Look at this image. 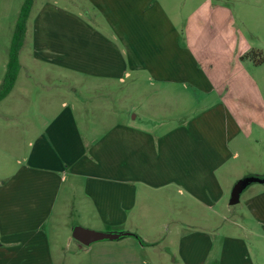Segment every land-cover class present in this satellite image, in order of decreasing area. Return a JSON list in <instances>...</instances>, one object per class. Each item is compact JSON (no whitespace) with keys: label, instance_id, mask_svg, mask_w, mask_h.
<instances>
[{"label":"crops","instance_id":"crops-1","mask_svg":"<svg viewBox=\"0 0 264 264\" xmlns=\"http://www.w3.org/2000/svg\"><path fill=\"white\" fill-rule=\"evenodd\" d=\"M6 1L0 35L17 21L3 18ZM251 18L264 20V0H35L24 80L20 71L10 94L41 98L40 81L25 76L38 68L64 73L53 80L68 88L51 91L52 114L27 127L29 151L0 176V264L61 260L49 225L76 192L92 229L132 233L79 243L86 264H264V183L250 187L243 222H215L227 189L246 178L234 164L264 155V48ZM8 50L0 46V67ZM127 79L138 112L107 105L117 92L124 99ZM79 88L93 105L74 102ZM191 100L201 107L185 122L156 113L160 104L163 116L183 114ZM249 171L264 177V167Z\"/></svg>","mask_w":264,"mask_h":264},{"label":"rangeland","instance_id":"rangeland-1","mask_svg":"<svg viewBox=\"0 0 264 264\" xmlns=\"http://www.w3.org/2000/svg\"><path fill=\"white\" fill-rule=\"evenodd\" d=\"M23 1L24 0H7L6 2H4L5 5H3V18H6L5 20H8L7 22H12L13 19L15 20L18 18V13L20 11ZM251 19L252 20L247 21L248 23H250V27L254 29L251 39L254 42H257L260 46H262V48H264V20L260 18ZM2 27L4 28L3 24ZM7 30L10 31L9 35L8 32H5L7 39L4 33L0 35V46L4 48L7 46L9 49L14 28L12 30L7 28ZM3 55L4 57H8V52H3ZM7 63L8 62L4 61L3 66L0 67V82H2L5 76L7 70ZM59 75L63 76L65 74H58L57 72L54 73L53 69H33L32 72L28 73V75L25 76H30L28 77V79H31V82L40 81L39 85L38 83H36L35 85L32 84V86L34 88L35 94L41 93V98L37 99L35 95L33 99L23 101L18 92H13L12 94H10V96H7L4 100L0 102V176H2L3 174L6 175L10 171L11 165H15V160L20 159L25 154V152L29 151L31 147L30 142L33 141L35 133L26 131L27 127L40 126L42 123H39V120L43 117H47V115L50 116L52 114V110L49 109L50 105L53 104V98H49L51 91L57 89L58 87L60 90L62 88L66 90V88H68L67 80L65 82L61 80L63 78H57L56 80H53L54 76ZM23 76L24 71H21L19 80L20 85L21 82H23L24 80ZM259 79L260 85L262 87V95L264 96V66H261V68H259ZM58 80H60L61 82L58 84H54V82H57ZM20 85L18 84V86ZM130 89L131 82H129L127 79L126 87H124V99H122V97L119 96L120 94H118L117 92L116 95H118L119 100L109 99L107 105L112 107L114 105H117L120 112L123 109L125 110V112L129 110H135L136 112H138V101L133 98V94L131 93ZM91 95L93 94L89 95L87 91L83 92V89L79 88L77 90V100L74 102L78 106L93 105ZM59 97H62V95H58L57 93H55V100L59 99L60 101H62V98ZM144 98L145 96L141 100V104L143 105V110H146L149 101L144 100ZM102 102H104V100ZM207 102H212V100H206L205 102L203 101V105ZM168 103L174 105L175 101L170 100L168 101ZM195 104H197L196 100H191L189 102L188 108L186 109V111L183 112V114L180 113L178 115L173 114L165 116H163V113L161 112L160 104H157L156 113L161 118L167 120L169 125H176L178 123L185 122L187 119L189 120L196 117L192 115L198 113L197 110H199L201 105L198 107V104L197 106ZM84 107L87 108L88 106ZM172 109L174 110V107H172ZM31 120H33L34 122H32ZM262 152V147H260L257 152L260 156L256 155V153L249 155L248 159L251 158V164L245 163V159L242 157L238 159V162L234 164L237 173L243 172V176H246V178L256 176L253 174H257L258 171L256 172L249 170H258L261 167H264V155ZM240 178L236 179L235 183L240 180ZM259 185L260 184L258 183L250 184L242 192L240 202L232 206L229 205V200L231 197V191L233 186L227 189V191L225 192V196L221 201V204L219 203V205L217 204V206L215 207V211H219L221 213V216L219 218L215 216V222H221L226 225H230L234 222H243V220L245 219L244 216L246 215L248 217L244 203L246 197L248 196V193L251 191L250 187H259ZM70 193L71 192H69V194ZM68 198L69 201H71V204L68 201L69 205L65 208L66 210H64L65 214L58 216L56 214L54 221H57V223L52 222L49 225L51 227L49 228V231L52 243L54 244V246L60 247L62 253V259H58L56 261V264H86V262H88L89 257L86 254L79 252L81 249V245L73 239L71 241L67 240V237H72V231L76 226H83L92 229V226H96V219L91 218L90 212H88L89 210L84 212H82L81 210L79 211L80 213L76 210L77 202L78 204H81V198L80 195L77 194V192L75 195L71 193L70 195H68ZM254 241L252 243V248L255 243ZM254 252H256V250H254Z\"/></svg>","mask_w":264,"mask_h":264},{"label":"trees","instance_id":"trees-1","mask_svg":"<svg viewBox=\"0 0 264 264\" xmlns=\"http://www.w3.org/2000/svg\"><path fill=\"white\" fill-rule=\"evenodd\" d=\"M35 0H24L20 8L15 24L11 44L8 50V63L5 76L0 84V102L4 100L13 90L21 70L20 53L24 46L27 23L30 17ZM254 52L247 54L254 57ZM264 62V56L257 60L260 64ZM137 237V235H135ZM138 238V237H137Z\"/></svg>","mask_w":264,"mask_h":264},{"label":"water","instance_id":"water-1","mask_svg":"<svg viewBox=\"0 0 264 264\" xmlns=\"http://www.w3.org/2000/svg\"><path fill=\"white\" fill-rule=\"evenodd\" d=\"M252 183H264V177H248L238 180L232 188L229 204L231 206L238 204L242 192ZM127 235H132V233H108L92 230L83 226H76L72 231L73 239L84 246H90L93 243L104 240H116Z\"/></svg>","mask_w":264,"mask_h":264}]
</instances>
